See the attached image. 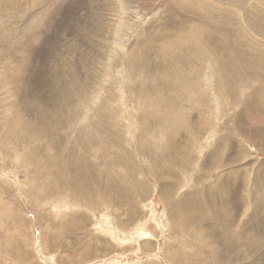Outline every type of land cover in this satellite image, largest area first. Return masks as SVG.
Returning <instances> with one entry per match:
<instances>
[{
	"label": "rangeland",
	"instance_id": "rangeland-1",
	"mask_svg": "<svg viewBox=\"0 0 264 264\" xmlns=\"http://www.w3.org/2000/svg\"><path fill=\"white\" fill-rule=\"evenodd\" d=\"M192 1L0 0V264H264V0Z\"/></svg>",
	"mask_w": 264,
	"mask_h": 264
},
{
	"label": "bare ground",
	"instance_id": "bare-ground-1",
	"mask_svg": "<svg viewBox=\"0 0 264 264\" xmlns=\"http://www.w3.org/2000/svg\"><path fill=\"white\" fill-rule=\"evenodd\" d=\"M175 1V3H176V6L175 7H177L178 5H180V2H185L186 0H174ZM193 1H197L198 2V6L197 7H195V6H190V12L192 13V16H193V18H195V19H198V20H203L202 21V25H204V26H206L205 28H203V27H197L198 25H194L192 28H191V30H190V33H192V38H194V41H197V43L195 44V45H192L193 46V48L192 47H190L189 46V48H190V52H193V54H194V52L195 51H193V49L194 48H196V46H201V47H204L205 49H206V53L205 54H199V53H196L195 52V57H194V59H198L197 57H200L199 59H202V60H205V59H208V58H212V56L209 54V51L210 50H212L213 49V47L214 46H216V45H218V44H220L221 43V41L223 42V41H225V40H229V39H232V31H233V28H232V26H230V25H228L227 24V22H229L230 21V19H231V17L232 16H230L231 14H227L226 15V17H225V20L223 21V22H225V23H219L218 21H214V17L212 18V15H211V13H209V15H205L204 13H203V10L201 9L202 8V3L204 2V0H193ZM192 1V2H193ZM232 0H227V1H224V3H226V5L227 4H229V5H231L230 4V2H231ZM238 2H239V6H238V8L237 9H239L240 10V8L239 7H242L244 4H247L248 3V0H237ZM189 2H190V0H189ZM206 3V2H205ZM194 4V3H193ZM202 4V5H201ZM251 4H254L253 5V7H250V10L251 11H256V12H259L260 11V9L258 8V6H260V7H262L263 8V2H262V0H253L252 1V3ZM206 5V4H205ZM181 6V5H180ZM179 6V7H180ZM232 6V5H231ZM235 6V5H234ZM184 7V6H183ZM187 7V6H186ZM185 7V8H186ZM171 8V7H170ZM170 8H168L169 9V11H173V10H175V9H173V10H170ZM178 8V7H177ZM181 8H182V6L179 8V12L180 11H182L183 10V8H182V10H181ZM249 8V7H248ZM244 9V8H243ZM242 9V10H243ZM205 10V9H204ZM169 11H167V12H169ZM177 11V10H176ZM187 11V10H186ZM208 11V10H207ZM175 11H173V13L172 14H175L174 13ZM182 12H184V11H182ZM181 12V13H182ZM208 13V12H207ZM232 13V12H231ZM261 13V12H260ZM212 14H213V12H212ZM258 14V13H257ZM175 15H179V14H177V12H176V14ZM261 15H262V13H261ZM173 17V16H172ZM175 17V16H174ZM173 17V18H174ZM178 17V16H177ZM247 17V16H246ZM256 18H254V19H252V20H254V21H252V22H250L249 24L250 25H252V26H254V28H255V30H256V37L254 38V39H252V40H254L255 42H257L256 40H258L259 41V37H260V34H261V31L262 30H260V29H262L263 28V30H264V18H262V17H259L258 15H256L255 16ZM233 18H236V17H233ZM243 20L244 19H246L245 18V13L243 12V14H242V17H241ZM241 18L239 19L240 20V22H241ZM171 19V18H170ZM175 19H176V17H175ZM215 19H217V18H215ZM235 20V19H234ZM245 21V20H244ZM257 21H259V22H261L262 24H259ZM164 22V21H163ZM235 22V21H234ZM246 22V21H245ZM195 23V22H194ZM231 23H232V21H231ZM236 23V22H235ZM200 24V23H199ZM232 24H234V23H232ZM175 25V24H174ZM201 25V24H200ZM199 25V26H200ZM190 26H191V24H190ZM207 26H208V28H209V30H208V28H207ZM234 26H236V25H234ZM158 29V28H157ZM181 29V28H180ZM164 30H165V28H164ZM168 29H166L165 31H167ZM170 30V29H169ZM171 31V30H170ZM206 31H208V32H210V36H209V38H208V40H215L216 42H219V43H210V41H209V43L208 42H206L205 44H203V42H202V40H204V35L203 34H205L206 36H208L207 34H206ZM216 31H218L219 33H216ZM257 32H259V33H257ZM171 33V32H170ZM166 34V33H165ZM167 35H168V32H167ZM251 40V42L249 41V40H247V39H243L242 40V44L243 45H247V46H249V48H243L242 50H243V52L244 53H247V54H249L250 56H256V57H259V58H261V59H264V54L263 55H261V56H258V55H256V53H255V51L257 50V49H261L259 46H257L255 43H253V41ZM181 43V42H180ZM188 45V44H187ZM162 46V45H161ZM165 47H170V45H166ZM188 47V46H187ZM186 48V47H185ZM189 48H187L188 50H189ZM192 48V49H191ZM167 49V48H166ZM165 50V49H164ZM171 54V53H170ZM174 54H176L175 52H174ZM214 54V53H213ZM210 55V56H209ZM232 57L234 56V55H231ZM215 57H217L216 55H215ZM198 59V61L200 62V60ZM217 59H219V58H212L211 60L213 61V62H216V60ZM235 60V59H234ZM241 60H246V56L245 55H241ZM236 62V61H235ZM162 63H164V62H162ZM213 64V63H212ZM209 65H210V63H209ZM213 66V65H212ZM229 67H230V69L231 70H234V68H233V66L229 63ZM215 68V69H214ZM211 69H214V72H212V73H217V71H218V66H213V68L211 67ZM225 74H226V77H229L230 78V74L229 73H227V72H225ZM259 75H260V73L259 72H254L253 73V76L254 77H259ZM218 76V75H217ZM217 76H216V78H217ZM242 77H244V78H247V76L245 75V73H243V75H242ZM169 79V78H168ZM173 83H176V82H179V80H180V78L179 77H175V78H171L170 79ZM202 128L203 127H200L199 128V130H202ZM32 133V135L33 136H36V133H34V132H31ZM61 139V138H60ZM59 147V146H58ZM51 148V147H50ZM59 148H61V146L59 147ZM51 149H56V146L54 147V148H51ZM58 153H59V150H58ZM56 156V155H55ZM55 156H53V157H55ZM80 157V156H79ZM56 158V157H55ZM75 158V157H74ZM78 160V159H77ZM57 161V160H56ZM81 161H82V158H81ZM212 171V170H211ZM192 196V195H191ZM50 199V198H49ZM52 200V199H51ZM182 205L183 206H186V204L185 203H183L182 202ZM194 208H196V211H197V209H198V205H195L194 206ZM200 211H198V213H199ZM192 214H194V211L193 212H191L189 215H192ZM187 219H189V217H187ZM142 233H146V232H141L140 233V236L141 237H149V238H151V235L149 236L148 234H142ZM151 233V232H150ZM108 235V234H107ZM147 239V238H146ZM197 247V246H196ZM192 248H194V247H192ZM183 253L182 252V249H180L179 250V252H178V254L179 253ZM120 259V258H119ZM196 259V258H195ZM200 261V259H198V260H196V263L195 264H198V262ZM191 263H192V261H191ZM216 264V263H215Z\"/></svg>",
	"mask_w": 264,
	"mask_h": 264
}]
</instances>
